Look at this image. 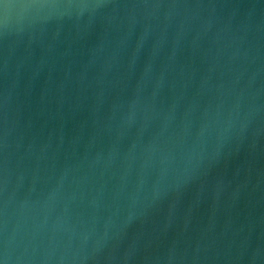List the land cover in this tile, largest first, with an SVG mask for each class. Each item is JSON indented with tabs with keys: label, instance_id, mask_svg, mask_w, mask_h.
<instances>
[{
	"label": "water",
	"instance_id": "obj_1",
	"mask_svg": "<svg viewBox=\"0 0 264 264\" xmlns=\"http://www.w3.org/2000/svg\"><path fill=\"white\" fill-rule=\"evenodd\" d=\"M0 264H264V0H0Z\"/></svg>",
	"mask_w": 264,
	"mask_h": 264
}]
</instances>
